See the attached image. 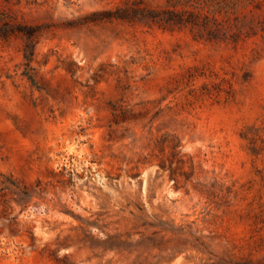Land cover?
I'll list each match as a JSON object with an SVG mask.
<instances>
[{
    "label": "rangeland",
    "instance_id": "374dc122",
    "mask_svg": "<svg viewBox=\"0 0 264 264\" xmlns=\"http://www.w3.org/2000/svg\"><path fill=\"white\" fill-rule=\"evenodd\" d=\"M3 21L37 35L36 86L25 35L0 41V264H264V0H0Z\"/></svg>",
    "mask_w": 264,
    "mask_h": 264
},
{
    "label": "trees",
    "instance_id": "16d2710c",
    "mask_svg": "<svg viewBox=\"0 0 264 264\" xmlns=\"http://www.w3.org/2000/svg\"><path fill=\"white\" fill-rule=\"evenodd\" d=\"M139 11L141 12V14H135L137 20L147 21L156 24L162 29H172L174 27L182 28L186 27L187 25H196V14L194 12L188 13V20H184V13L179 11L168 12L167 14L170 19L160 20L158 17L159 15L164 14V12L157 10L146 11L145 9H139ZM139 15H142V18H139ZM115 19L123 20L124 18H122L121 16H115ZM1 23L2 24L0 25V41H7L12 36L25 35L26 42L23 47V75L26 77V79L30 82L32 86H36V80L33 73L34 69L31 67V63L35 55V42L33 41V38H35L37 35L35 28L25 27V30H20L17 25H13L9 21H3Z\"/></svg>",
    "mask_w": 264,
    "mask_h": 264
}]
</instances>
